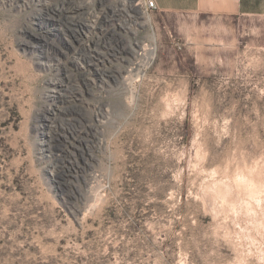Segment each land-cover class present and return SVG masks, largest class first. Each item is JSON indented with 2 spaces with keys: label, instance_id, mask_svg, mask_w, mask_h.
Listing matches in <instances>:
<instances>
[{
  "label": "rangeland",
  "instance_id": "1",
  "mask_svg": "<svg viewBox=\"0 0 264 264\" xmlns=\"http://www.w3.org/2000/svg\"><path fill=\"white\" fill-rule=\"evenodd\" d=\"M65 1L100 26L74 40L35 23L42 2L0 0V264H264V14L180 22L127 0L133 34L110 16L122 0L47 3ZM100 39L107 57L78 58ZM135 40L149 58L124 97ZM94 103L116 120L92 158ZM48 106L61 118L40 127Z\"/></svg>",
  "mask_w": 264,
  "mask_h": 264
},
{
  "label": "bare ground",
  "instance_id": "2",
  "mask_svg": "<svg viewBox=\"0 0 264 264\" xmlns=\"http://www.w3.org/2000/svg\"><path fill=\"white\" fill-rule=\"evenodd\" d=\"M19 1L23 2V5H26V4L29 5L30 4L29 2H35L36 0H19ZM38 1L42 2V0H38ZM47 2H48V0H44L42 2L43 5L41 7V11H39V13L34 15L35 23L39 24L42 27H43V24H48L50 20L51 21L55 20L60 24L59 27H61L62 24H64L66 30L69 31L71 36L74 38V40H76L79 37V34H80L79 31L81 28L91 29V28H97L98 27L97 25H99L97 21H98V17H100V15H99L101 12L100 10H99L100 11L99 12L97 9H94V10H90L88 13L87 12L84 13V12H82V9L84 7H86L85 6L86 4H84V3L72 4V2H70V1H65L63 3L58 2L56 5H51L50 3H47ZM128 6H129L128 1L122 0L120 2L119 8H117L116 10H111L110 16H114V17L116 16L120 19L125 17L124 19H121V22H122L121 26L126 31L128 30L127 32L137 34L139 27L141 25H143V22H140L139 19H137L135 17V14H133L130 11L131 9H128ZM44 32H45V34L43 33L39 36V39L37 40L38 42H34V43L29 42L33 49L38 50L39 47L44 46L43 45L44 43L49 42L48 35H49L50 31L47 29V31H44ZM74 40H72V42H74ZM108 45H111V44H108L107 42L102 41L101 39H100V41L99 40L93 41L92 44H87L83 50L78 52V54H79L78 58L83 59V60L86 59L87 61H88V59H90V61H93L95 59V57H97L96 55H101V56L107 57L108 54H110V51L105 49V48H108ZM130 48H131V52H132V59H130L131 61L129 62L130 63L129 66L123 70L119 69V70H117V72H119V75L123 78L122 88H121L122 89L121 90L122 95L126 96V94L127 95L129 94L131 97H134L135 91L137 90L136 87L138 85V81H139L140 77L143 76V73H144L141 71L143 70L145 63L147 62V60L149 58L150 45H147L144 41L141 42V41L135 40V41H133V43H131ZM116 51H117V49H116ZM116 51H115V53H112L115 56L118 53V52L116 53ZM48 58H52V57L48 56ZM123 59H124V57H123ZM94 64H96V63H94ZM99 70H101V72L103 74H107L108 76H110L111 79L113 76H115V77L119 76V75L118 76L114 75L112 73V72H114L113 70L102 69V68H99ZM76 77H77V75H76ZM115 77H113V78H115ZM76 79H75V81H77ZM50 83L52 84V89L50 90L51 92L48 93V96L52 97V98L57 97L61 93L62 88L60 86H63V84H64L63 79L62 78L61 79L55 78V79L51 80ZM93 110L96 114V120H97V125L95 124V127H94L95 129H94V133H93L95 136L94 142H96V144L95 143L90 144V143H88L89 141L87 142V144H88L87 147L89 148L88 150L91 151L92 158H93L92 151L93 150L95 151L96 149L100 150L103 143L105 142L104 141L105 138H103V135H105L104 134V131H105L104 128H106L107 126H112L114 121L116 120V118L114 120V117H113L114 111H115L114 106H111L109 104H107V105L106 104H100L99 105L97 103L96 104L94 103L93 104ZM59 111H62V108H60ZM41 114H42L41 120H42L43 124H41L40 127H43V126L49 127V126H51L50 125L51 123L53 124L56 122V120L61 118L60 113L54 109V106H48ZM52 126H54L56 128H55V130L53 129L54 131L51 129L52 131H50V134L43 132L44 136L45 137L48 136V137L45 138V140H43L42 146H43L44 152L56 154L55 151L58 148H60L61 146H60V144L57 145V142H56L57 138H56V135L54 134V132L57 133V131L60 130L61 128H60V124L58 125V123L55 125H52ZM40 127H38V128H40ZM60 132H58V133H60ZM58 139H59V137H58ZM60 163H62V161H58L55 164L51 163L53 166V170H52L53 174H55L53 171H56V169H58L59 166L61 165Z\"/></svg>",
  "mask_w": 264,
  "mask_h": 264
},
{
  "label": "crops",
  "instance_id": "3",
  "mask_svg": "<svg viewBox=\"0 0 264 264\" xmlns=\"http://www.w3.org/2000/svg\"><path fill=\"white\" fill-rule=\"evenodd\" d=\"M156 14L180 22L212 15L228 18L234 15L264 14V0H156Z\"/></svg>",
  "mask_w": 264,
  "mask_h": 264
},
{
  "label": "built area",
  "instance_id": "4",
  "mask_svg": "<svg viewBox=\"0 0 264 264\" xmlns=\"http://www.w3.org/2000/svg\"><path fill=\"white\" fill-rule=\"evenodd\" d=\"M143 6L147 12H152L157 9V2L156 0H141Z\"/></svg>",
  "mask_w": 264,
  "mask_h": 264
}]
</instances>
